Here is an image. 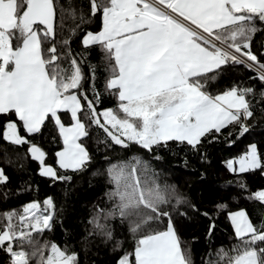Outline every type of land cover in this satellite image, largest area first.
I'll return each instance as SVG.
<instances>
[{
    "label": "snow or ice",
    "instance_id": "obj_1",
    "mask_svg": "<svg viewBox=\"0 0 264 264\" xmlns=\"http://www.w3.org/2000/svg\"><path fill=\"white\" fill-rule=\"evenodd\" d=\"M67 3L65 8L57 0H0V117L6 120L3 140L30 145L28 153L39 162L40 176L54 181L72 179L46 164V153L20 135L18 124L32 135L41 133L51 120L63 142V149L55 153L56 165L72 172L84 171L92 159L81 143L90 135L91 125L102 129L112 144L127 148L134 143L148 152L167 146L168 141L186 142L197 149L202 138L214 139V134L230 126L239 125L241 134L249 130L244 121L254 115L248 97L254 96L255 89L234 85L212 95L207 87L229 65L254 71L250 79L264 85V62L252 51L255 35L264 31V0H89L87 15L82 8L77 10L73 0ZM97 16L101 30L86 31L81 43L85 49L101 50L110 70L105 87L117 96L118 111L97 112L100 97L95 85L93 99L83 89V60L71 58L70 74L61 66L62 59L73 55L70 44L81 25ZM68 20L74 26L69 27ZM57 27L61 34L68 30L63 40H56ZM14 41H18L15 46ZM89 71L94 80L97 68L89 65ZM260 97L264 101V90ZM61 113H70L71 126L62 123ZM12 116L16 119H10ZM133 159L135 163L109 166V181L114 187L107 196L114 201L113 209L106 214L101 211L90 223L112 240V232L99 222L101 215L107 219L118 213L121 220L129 221L134 235L169 217L166 230L140 236L133 253H125L118 264H133L130 256H134V264H194L191 249L183 246L170 213L163 210L168 196L151 177L142 179L141 170L148 171L147 162ZM234 164L239 165L240 173L264 167L255 144L238 160L227 162L230 171H237ZM7 182L0 168V184ZM254 198L264 203V190L254 193ZM181 202L178 198L177 203ZM55 207L48 197L43 208L30 202L20 213H0V220L6 221L0 226V250L9 254L10 264H31L32 260L35 264H77L75 253L41 240L52 229ZM229 220L239 244L237 255L228 264H264V218L257 226L239 210L229 213ZM25 245L32 248L31 253ZM224 255L221 251V258Z\"/></svg>",
    "mask_w": 264,
    "mask_h": 264
},
{
    "label": "trees",
    "instance_id": "obj_2",
    "mask_svg": "<svg viewBox=\"0 0 264 264\" xmlns=\"http://www.w3.org/2000/svg\"><path fill=\"white\" fill-rule=\"evenodd\" d=\"M57 2L68 7L67 0ZM73 4L77 10L82 8L86 15L90 11L89 0H73ZM101 23L97 16L90 23L81 25L79 34L70 44L73 55L62 59L61 66L70 74L71 58L83 60V89L89 99H93L92 87L95 85L100 97L96 104L97 112L107 109L118 111L117 96L105 87L110 70L102 58L101 50L99 47L85 49L81 43L86 31H100ZM67 24L69 27L74 26L71 20ZM68 34L67 29L61 34V29L57 27L56 40H63ZM13 43L15 46L18 41ZM45 47L51 45L46 44ZM57 48L64 53L65 50L59 44ZM252 51L264 62V55H261L264 51V31L255 35ZM89 65L97 68L94 80ZM254 76V71L242 65H229L223 68L214 82H210L207 91L212 95L222 94L234 85L254 88V96L248 97L254 105V115L244 121L248 125L247 132L241 134L239 125L230 126L221 134H214V139L213 136L202 138L197 149H192L186 142L181 144L177 141L154 147L152 152L134 143L124 148L112 144L102 129L91 125L88 128L90 135L82 138L81 143L92 159L84 171L72 172L58 169L56 165L55 153L62 149L63 144L51 120L42 127L41 133L32 135H28L18 124L20 135L46 153V164L56 167L60 175L71 176L70 181H54L40 176L39 164L28 156L26 144L12 145L3 140L6 120L0 117V168L4 169L8 177L6 184H0V213L11 210L20 213L25 205L34 201H38L42 207L43 201L51 197L56 206L55 219L51 231H46L41 240L54 242L68 253H75L77 264H118L125 253H133L136 239L149 231L166 230L169 220V217H163L134 235L129 230V221L121 220L118 213L107 219L101 215L99 222L112 232V240H108L94 223H90L101 211L106 214L113 209L114 201L107 196L114 187L109 181V166L121 162L135 163L133 158H139L148 165L146 173L141 170L142 179L151 177L168 196V203L162 206L163 210L170 213L174 229L184 242L183 246L191 249L194 264H204V261L228 264L229 259L237 255L236 246L239 244L229 213L244 210L257 226L264 218V203L254 198V193L264 190V167L245 173L233 172L227 167L228 160L240 156L253 144L257 146L264 166V111H261L264 101L260 97L264 85L257 79H250ZM83 103L86 102L82 100ZM61 117L64 125L70 123L68 113H61ZM10 119L16 118L12 116ZM157 156L160 159H156ZM242 184L245 187H241ZM178 198L182 200L179 204ZM4 223L6 221L0 220V226ZM117 242L119 247H116ZM24 249L29 253L32 251L28 245ZM221 251L226 253L223 258ZM6 256L9 254L0 250V264H5ZM130 260L134 264V256H130ZM31 264H35V260Z\"/></svg>",
    "mask_w": 264,
    "mask_h": 264
},
{
    "label": "rangeland",
    "instance_id": "obj_3",
    "mask_svg": "<svg viewBox=\"0 0 264 264\" xmlns=\"http://www.w3.org/2000/svg\"><path fill=\"white\" fill-rule=\"evenodd\" d=\"M101 119H102V121H103V118H102V117H101ZM249 147H250V146H249ZM249 147H248L247 151L249 150ZM247 151L244 152L243 154H241L240 156H238V157H236V158H234V159H230V160H228V161H236V160H238L241 156L245 155V154L247 153ZM228 161H227V162H228ZM233 167L236 168V169H237L236 172L239 173V171H238V169H239V165H238V164H234ZM263 174H264V169H263ZM34 202L39 203L38 201H34ZM39 204H40V203H39ZM40 205H41V204H40ZM41 208H43V206H42ZM6 261H9V258H7Z\"/></svg>",
    "mask_w": 264,
    "mask_h": 264
},
{
    "label": "crops",
    "instance_id": "obj_4",
    "mask_svg": "<svg viewBox=\"0 0 264 264\" xmlns=\"http://www.w3.org/2000/svg\"><path fill=\"white\" fill-rule=\"evenodd\" d=\"M101 27H102V23H101ZM101 30V29H100ZM69 114V116H70V113H68ZM70 120H71V116H70ZM71 123H72V121H70V123L68 124V125H65V126H71ZM61 140H62V138H61ZM62 144H63V142H62ZM62 149H63V147H62ZM61 149V150H62ZM60 151V150H59ZM239 211V210H238ZM234 212H236V211H234ZM7 258H9V261H6L5 262V264H10V256H6V259Z\"/></svg>",
    "mask_w": 264,
    "mask_h": 264
},
{
    "label": "water",
    "instance_id": "obj_5",
    "mask_svg": "<svg viewBox=\"0 0 264 264\" xmlns=\"http://www.w3.org/2000/svg\"><path fill=\"white\" fill-rule=\"evenodd\" d=\"M27 145V154H28V156L30 157V159H31V156H30V154L28 153V147L30 146V145H28V144H26ZM32 160V159H31ZM37 162V161H36ZM38 164H39V162H37ZM47 178V177H46ZM49 179H51V178H49Z\"/></svg>",
    "mask_w": 264,
    "mask_h": 264
}]
</instances>
